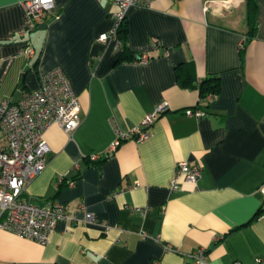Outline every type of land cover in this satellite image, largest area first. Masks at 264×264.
Returning a JSON list of instances; mask_svg holds the SVG:
<instances>
[{"label":"crops","instance_id":"obj_1","mask_svg":"<svg viewBox=\"0 0 264 264\" xmlns=\"http://www.w3.org/2000/svg\"><path fill=\"white\" fill-rule=\"evenodd\" d=\"M24 1L0 0V102L18 101L59 68L81 122L71 136L56 124L45 131L46 166L22 195L63 203L70 219L45 244L0 229V264H185L199 247L207 264H264V0H254L257 30L247 41L245 0L132 7V59L122 61L121 47L98 40L118 11L110 0H53L46 28L21 36ZM188 63L192 84L219 79L216 95L200 99L176 82V67ZM161 104L146 140L109 151ZM195 108L205 116L185 114ZM180 161L200 165L201 176L171 191Z\"/></svg>","mask_w":264,"mask_h":264},{"label":"built area","instance_id":"obj_2","mask_svg":"<svg viewBox=\"0 0 264 264\" xmlns=\"http://www.w3.org/2000/svg\"><path fill=\"white\" fill-rule=\"evenodd\" d=\"M110 1L118 7V11L113 14L112 28L108 33L101 34L98 40H112L120 47L116 32L121 22L126 19L127 11L132 7H148L150 0ZM22 5L25 9V25L19 30V34L24 36L45 21L52 12L53 0H26ZM158 45L159 42L154 40L153 46ZM242 46L243 43H240L241 48ZM26 52L32 53L27 42ZM141 59L145 61L146 56L141 55ZM165 109L166 105L161 104L152 113L146 114L130 132L119 136L109 151L115 150L126 140H146L149 137V127ZM185 114L196 118L205 116V112L199 108L188 109ZM80 122L77 96L59 68L41 74L38 87L23 91L18 101L4 99L0 102V229L20 238L45 244L56 224L70 219L65 204L51 200L38 203L24 199L22 195L27 184L46 166L49 147L44 139L45 131L52 124H56L71 136ZM97 158L96 155L90 156L91 161ZM200 176V165L180 161L175 166L169 189L177 190L179 179L196 184ZM72 183L73 181L69 182ZM259 192L264 196V183L260 185ZM79 207L82 209L83 204H79ZM95 221L92 214H84V223L91 224ZM101 225L106 227L103 222ZM168 249L175 251L170 246ZM185 264H207L206 249L199 247L190 252Z\"/></svg>","mask_w":264,"mask_h":264},{"label":"trees","instance_id":"obj_3","mask_svg":"<svg viewBox=\"0 0 264 264\" xmlns=\"http://www.w3.org/2000/svg\"><path fill=\"white\" fill-rule=\"evenodd\" d=\"M246 4V41L251 39L257 30L256 22V4L254 0H245ZM117 40L120 43L122 53L118 58V61L131 60L132 57L126 45V20L121 22L119 28L117 29ZM192 63L186 65H178L175 71L176 82L182 87H196L198 89V94L200 99H204L206 96H214L219 91V79L217 77H209L200 81L197 85L192 84ZM262 208L258 210L261 212Z\"/></svg>","mask_w":264,"mask_h":264},{"label":"water","instance_id":"obj_4","mask_svg":"<svg viewBox=\"0 0 264 264\" xmlns=\"http://www.w3.org/2000/svg\"><path fill=\"white\" fill-rule=\"evenodd\" d=\"M38 28H39V29H44V28H46V22H42V23H40L39 26H38Z\"/></svg>","mask_w":264,"mask_h":264}]
</instances>
